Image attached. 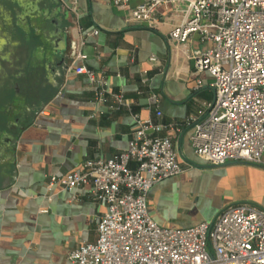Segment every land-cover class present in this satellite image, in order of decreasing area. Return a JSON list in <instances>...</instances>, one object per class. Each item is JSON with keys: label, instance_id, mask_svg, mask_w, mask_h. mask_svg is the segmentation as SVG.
Returning a JSON list of instances; mask_svg holds the SVG:
<instances>
[{"label": "crops", "instance_id": "0c3cea01", "mask_svg": "<svg viewBox=\"0 0 264 264\" xmlns=\"http://www.w3.org/2000/svg\"><path fill=\"white\" fill-rule=\"evenodd\" d=\"M115 1L76 0L78 16L70 11L84 38L81 62L101 71L129 102L112 109L96 103L86 77L74 72L79 58L62 72L59 56L47 54L53 26L46 14L66 7L64 1L0 0V264H66L69 249L95 240L104 204L86 186L66 190L46 181L79 168L86 158L125 148L134 126L131 111L174 123L156 132L170 137L182 166L147 191V211L156 224L186 227L236 203L240 197L232 193L210 202L221 178L225 185L245 186L240 199L264 207V165L212 164L190 145L192 127L183 120L213 97L208 73L192 66L193 51L207 42L195 34L184 42L168 36L180 17L173 5L158 6L157 20L146 26L130 21ZM140 1L127 0L130 6ZM42 10L46 16L36 25L32 17ZM51 16L66 24L60 11ZM93 27L96 33L85 34Z\"/></svg>", "mask_w": 264, "mask_h": 264}, {"label": "built area", "instance_id": "2783aa9c", "mask_svg": "<svg viewBox=\"0 0 264 264\" xmlns=\"http://www.w3.org/2000/svg\"><path fill=\"white\" fill-rule=\"evenodd\" d=\"M62 1L78 16L76 0ZM114 5L130 21L146 26L157 20L158 6L173 5L180 17L168 36L184 42L195 34L207 42L193 51L192 66L208 73L213 97L183 120L192 127L194 154L212 164L242 160L264 165V0H142L131 6L116 0ZM83 39L80 36L79 49ZM79 49L75 57L80 63L72 67L92 86L94 101L112 109L128 106L122 91L112 89L101 71L81 62L86 54ZM147 59L157 62L154 54ZM130 116L134 126L125 148L107 157L86 158L79 168L47 178L48 187L86 186L104 204L95 240L69 249L66 264H264L260 205L228 204L213 218L186 227H165L150 218L149 187L182 170L170 137L156 133L174 123L134 111Z\"/></svg>", "mask_w": 264, "mask_h": 264}, {"label": "water", "instance_id": "95a60500", "mask_svg": "<svg viewBox=\"0 0 264 264\" xmlns=\"http://www.w3.org/2000/svg\"><path fill=\"white\" fill-rule=\"evenodd\" d=\"M52 14L56 11H60L62 15V19L65 20L66 24L61 27V19L55 18V16H51V12L48 14L45 13V10H42L41 13H36L32 18L33 23L41 22V15L50 16V23L52 24L53 28L50 30L49 34L52 36L50 38V45L48 47V56L50 59L53 56H59V65L62 72L70 67L72 60L74 59L78 49H79V39L80 35L78 33L77 27L74 24L75 20L71 15L70 10L67 7H64L62 4L53 8ZM46 14V15H45ZM43 104H39L41 108Z\"/></svg>", "mask_w": 264, "mask_h": 264}, {"label": "rangeland", "instance_id": "374dc122", "mask_svg": "<svg viewBox=\"0 0 264 264\" xmlns=\"http://www.w3.org/2000/svg\"><path fill=\"white\" fill-rule=\"evenodd\" d=\"M221 179H223V180L218 182L217 188H215V190H213V193L211 194L210 202L212 204L214 202H218V200H220L222 198V196H224V195L226 196V195H229L231 193L234 194V197H235V195H238V197H240V198L241 197H245L247 195V192H248L247 188L245 186H243L242 184H237L235 186H230L229 183H228V185H225V184H223V182H225V179L224 178H221ZM226 189H228V190H226ZM240 198H238L235 201L252 203V201H250V200H244V199H240ZM260 206H262V205H260Z\"/></svg>", "mask_w": 264, "mask_h": 264}]
</instances>
